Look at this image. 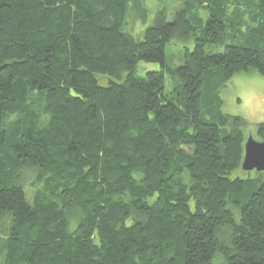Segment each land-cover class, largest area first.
I'll list each match as a JSON object with an SVG mask.
<instances>
[{
    "label": "trees",
    "instance_id": "trees-1",
    "mask_svg": "<svg viewBox=\"0 0 264 264\" xmlns=\"http://www.w3.org/2000/svg\"><path fill=\"white\" fill-rule=\"evenodd\" d=\"M146 1L0 0L5 264H264V172L241 177L245 122L221 111L227 81L264 75V0H182L173 21L155 0L139 38ZM221 31L242 42L207 53Z\"/></svg>",
    "mask_w": 264,
    "mask_h": 264
},
{
    "label": "rangeland",
    "instance_id": "rangeland-1",
    "mask_svg": "<svg viewBox=\"0 0 264 264\" xmlns=\"http://www.w3.org/2000/svg\"><path fill=\"white\" fill-rule=\"evenodd\" d=\"M155 0H147L146 5L149 10L148 21L143 24L137 22V30L135 35L139 38L142 37L143 32L148 28L154 21L155 16L159 12L157 6L154 2ZM182 0H164L163 7L168 8L170 12V21H173V14L179 7L177 4L181 3ZM176 6V7H175ZM203 10H201L202 12ZM201 18H204L202 25L198 27L197 36H202L205 24L209 18V13L203 11ZM133 28V26L131 27ZM222 43L218 44H208L206 47L207 53H222L224 52L227 45H238L242 41L237 38H233L235 34L223 33ZM195 47L194 38H189L186 40L175 39L172 41L166 49V65L169 68L177 69L185 62V53L187 50L193 51ZM162 69L161 64L155 63H140L137 67V75L144 76L150 71H159ZM165 95L169 98L171 91L174 90L175 82L174 79L167 75ZM101 82L106 84L107 79L101 78ZM221 99H222V114L242 118L245 122L243 127V132L245 133L246 139L249 134H252L255 138H259V126L264 125V75L253 70L249 72L236 74L232 79L227 81L221 89ZM221 103V101H220ZM248 173V172H245ZM241 177L246 178L250 174H241ZM10 219V220H9ZM11 216L6 215V217L0 220V241L6 239L8 235V227L10 225ZM0 264H5V251L0 249Z\"/></svg>",
    "mask_w": 264,
    "mask_h": 264
},
{
    "label": "water",
    "instance_id": "water-1",
    "mask_svg": "<svg viewBox=\"0 0 264 264\" xmlns=\"http://www.w3.org/2000/svg\"><path fill=\"white\" fill-rule=\"evenodd\" d=\"M242 169L245 172H264V141L257 140L252 134L245 143Z\"/></svg>",
    "mask_w": 264,
    "mask_h": 264
},
{
    "label": "bare ground",
    "instance_id": "bare-ground-1",
    "mask_svg": "<svg viewBox=\"0 0 264 264\" xmlns=\"http://www.w3.org/2000/svg\"><path fill=\"white\" fill-rule=\"evenodd\" d=\"M164 14V13H163ZM248 139V138H247Z\"/></svg>",
    "mask_w": 264,
    "mask_h": 264
}]
</instances>
